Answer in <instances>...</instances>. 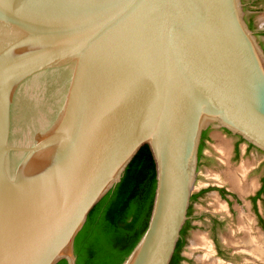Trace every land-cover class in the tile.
<instances>
[{"label":"water","instance_id":"95a60500","mask_svg":"<svg viewBox=\"0 0 264 264\" xmlns=\"http://www.w3.org/2000/svg\"><path fill=\"white\" fill-rule=\"evenodd\" d=\"M242 0H0V264H76L91 209L148 145L156 187L121 264H169L202 133L264 152V50Z\"/></svg>","mask_w":264,"mask_h":264},{"label":"rangeland","instance_id":"374dc122","mask_svg":"<svg viewBox=\"0 0 264 264\" xmlns=\"http://www.w3.org/2000/svg\"><path fill=\"white\" fill-rule=\"evenodd\" d=\"M243 1L248 2L249 0ZM250 10L251 8L249 7L244 9L245 17L251 14ZM256 10L252 18L253 27L254 31L257 32V38L264 44V0H259ZM208 128V137L205 139L202 148L201 161L198 165L197 178L193 192L201 187L213 185L224 187L230 193L234 192L240 197V200L236 202L234 200L235 197H232V205L226 206L225 212L223 211L225 209H223L222 203H225V201L220 198L221 202L215 194H212L216 193V191L207 193L204 197L193 203V214L196 216V219L193 221L195 228L190 231L184 245L182 251L184 255L183 264H209L217 259L225 264H264V253H261L262 255H255L248 250L238 249L228 243L231 231H236L234 235L239 237V225H248L250 223L248 220L254 217L246 197L247 194L254 190H252V188L250 189L251 191L246 193L243 192L247 188L252 187L260 174L264 171V154L256 148L245 151L246 142L240 141L239 154L235 157L233 151L236 141L235 135L228 133L223 130V128L215 126ZM220 141L227 145L225 154L223 151H220L217 146ZM243 166L244 172L242 174L239 168ZM230 169L238 170L240 174H242V189H239L240 187H231L229 183L224 181V174ZM212 176L220 177V181L222 182L211 180L210 178ZM237 192L243 193V195ZM212 196H216L220 202V209L211 204ZM228 197L231 198L230 195ZM258 208L261 214L264 215V199L262 202L259 201ZM214 221H216L217 224H214ZM250 225L252 227L251 223ZM254 225L256 226L255 222ZM258 228H260V226ZM261 230L264 231V228ZM256 233L264 235V233ZM194 239H196V241H194ZM216 245L225 251L227 257H221L216 254ZM245 252L247 255L244 254ZM248 259L250 260L248 261Z\"/></svg>","mask_w":264,"mask_h":264},{"label":"trees","instance_id":"16d2710c","mask_svg":"<svg viewBox=\"0 0 264 264\" xmlns=\"http://www.w3.org/2000/svg\"><path fill=\"white\" fill-rule=\"evenodd\" d=\"M155 187V163L145 144L121 180L89 212L75 238L76 264H121L147 226ZM176 248L169 264H174Z\"/></svg>","mask_w":264,"mask_h":264},{"label":"flooded vegetation","instance_id":"af4514ba","mask_svg":"<svg viewBox=\"0 0 264 264\" xmlns=\"http://www.w3.org/2000/svg\"><path fill=\"white\" fill-rule=\"evenodd\" d=\"M258 2H259V0H249L248 2L243 1V3L245 4L244 9L246 7L251 8V10H250L251 14L248 17H245V19H246L249 27L252 30H254L253 22H252V18L254 16L253 13L257 11L256 6H257ZM256 36H257V32H256ZM260 44L264 50V44L262 42H260ZM223 130H225V129H223ZM208 131H209V128L204 130L202 133L201 143H200V147H199V163H198V165L200 164V161H201L202 148H203L205 139L208 137ZM228 133H230V132H228ZM235 137H236V141L234 143L233 151H234V156L237 157L239 154V143H240V141H244V140L241 139L239 136L235 135ZM251 148H255V147H253L251 144L246 143L245 151H248ZM262 153L264 154V152H262ZM250 189H252L254 191L247 194L246 197H247V200L249 202L250 208L252 209L254 217H253V219L250 218L251 220H249V221L252 224V228L255 232L264 233V231L261 230L262 228H264V215L261 214V212L259 211V208H258L259 201L262 202L264 199V171L260 174L256 183L252 187L247 188L243 193L251 191ZM213 191H216V193H212V194H215L219 198V200L221 198L225 201L226 205L224 202H222L220 200L223 203V209H225V210H223L224 212L226 211V208H225L226 206L228 207V206L232 205V199H233L232 197H235L234 200L236 202H239V200H240V197L237 194H235L234 192H231V193L228 192L224 187L208 185V186H204V187L199 188L197 191H194L191 194L190 204H189L188 211H187L188 218L182 227L181 236H180L177 248H176V252H175L176 256L174 259V264H183L184 255L182 254V251H183L184 245L187 241L188 235L190 234V231L195 228L193 221L196 219V216L193 214V203L198 201L200 198L204 197L207 193L213 192ZM233 191H235V190H233ZM243 193H238V194L243 195ZM229 195L231 196V198L228 197ZM254 222H255L257 227L254 225ZM214 224H217V222L214 221ZM259 226H260V228H258ZM239 235L242 236L243 235L242 232L241 233L239 232ZM222 239H223V237H222ZM216 254H218L221 257H227L225 255V251L222 248H220L219 246L216 247ZM244 254H246V253H244Z\"/></svg>","mask_w":264,"mask_h":264},{"label":"bare ground","instance_id":"6f19581e","mask_svg":"<svg viewBox=\"0 0 264 264\" xmlns=\"http://www.w3.org/2000/svg\"><path fill=\"white\" fill-rule=\"evenodd\" d=\"M218 148L220 149V151H223V153L225 154L226 152V146L224 142H219V144L217 145ZM224 156V155H223ZM240 171H242V174L244 172V166L239 168ZM226 171V170H225ZM242 174H240V172L238 170H227V173L224 174L225 177V182L229 183V185L231 187L234 188H239L242 189L241 186L242 185ZM218 176V175H217ZM217 176H212L210 179L217 181V182H222L220 181V177ZM211 204H213L216 208L220 209L221 208V204L218 201V199L216 198V196H212L211 198ZM249 221V220H248ZM239 230L240 232H242V236L237 237L236 235H234V233H236V231H231V236L228 239V243L236 248H240L243 250H248L249 252L253 253V254H257V255H262L261 253H264V235H260L257 234L253 228L251 227L250 223L248 225H239ZM196 238V237H194ZM194 241H196V239H194ZM227 243V241H226ZM246 253V252H245ZM250 254V253H249ZM250 259H248L249 261ZM252 261V260H251ZM251 263V262H249ZM208 264V263H207ZM209 264H225L220 260H215L212 261Z\"/></svg>","mask_w":264,"mask_h":264}]
</instances>
